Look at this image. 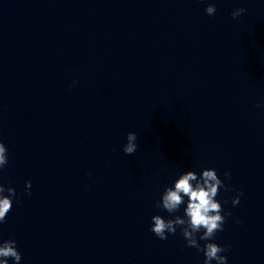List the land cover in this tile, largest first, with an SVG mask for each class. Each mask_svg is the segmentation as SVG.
Here are the masks:
<instances>
[{
	"label": "clouds",
	"instance_id": "obj_1",
	"mask_svg": "<svg viewBox=\"0 0 264 264\" xmlns=\"http://www.w3.org/2000/svg\"><path fill=\"white\" fill-rule=\"evenodd\" d=\"M246 11L245 8H237L232 11L231 16L233 19H238ZM205 12L209 16L214 15L216 13L215 5L209 4ZM255 107L264 108V104H256ZM137 138L135 132L127 133V143L123 146L125 154L131 155L137 151ZM7 164V148L3 142H0V169H3ZM224 175L230 179V172H225ZM222 187L226 191L229 190L215 169H203L199 176L191 170L180 174L172 186L165 188L161 199L155 203V207L163 208L169 214L175 213L181 205L185 204V197H187L184 216L165 219L161 215H154L151 218L150 231L159 239L167 240L168 234H175L179 227L186 241V247L195 248L198 252H202L205 258L204 264H213V261L216 264H227V257L222 253L229 251L230 246H221L211 242L217 232L223 230L226 217L232 215L231 211L225 212L221 202L216 199L219 195V189ZM30 189L31 182L28 181L25 184V190L29 195L31 194ZM5 192L7 195L4 194ZM242 195L243 193L239 192L232 199L233 206L239 204ZM15 196L14 188H5L3 184H0V224L6 221L7 214L13 207V197ZM237 222L241 223V221ZM198 233H202L199 235V239L197 238ZM201 240L206 241L203 246L199 243ZM9 258L14 261V264H19L22 259L16 241L14 239L0 240V264H8Z\"/></svg>",
	"mask_w": 264,
	"mask_h": 264
}]
</instances>
